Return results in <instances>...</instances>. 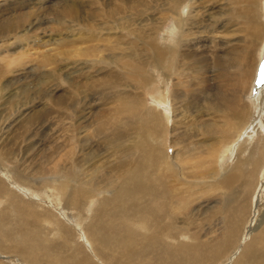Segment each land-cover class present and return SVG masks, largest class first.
Segmentation results:
<instances>
[{"label":"bare ground","instance_id":"bare-ground-1","mask_svg":"<svg viewBox=\"0 0 264 264\" xmlns=\"http://www.w3.org/2000/svg\"><path fill=\"white\" fill-rule=\"evenodd\" d=\"M40 25L56 33L33 43L51 47L38 60L51 71L28 80L15 98L0 79L1 111L13 112L0 117V163H12L0 177V264L225 258L247 228L261 172L251 141L256 135L264 144V87L252 96L251 85L264 47V0H0V41L30 39ZM148 65L161 83L155 94L147 92L157 81ZM85 67L92 70L83 74ZM54 79L63 80L52 86ZM34 82L50 92L30 100ZM58 106L67 120L64 140L51 148L59 153L54 162L49 155L39 163L38 175L26 163L32 148L11 146L9 135L22 136L27 123ZM253 204L252 221L259 222L231 264H264V201ZM215 214L221 227L207 236L198 226ZM62 241L74 249L64 254Z\"/></svg>","mask_w":264,"mask_h":264},{"label":"rangeland","instance_id":"rangeland-1","mask_svg":"<svg viewBox=\"0 0 264 264\" xmlns=\"http://www.w3.org/2000/svg\"><path fill=\"white\" fill-rule=\"evenodd\" d=\"M42 25H45V24H42ZM42 25L39 26V28L37 29L38 31L36 30V32L31 33V38L30 39H28V38L26 39V36H25V39H17V38L10 37L5 42L0 41V51H1V53H0V61H1L0 62V72L1 73H4V77L3 78L0 77V79L4 80L2 82H6V79L8 81L7 85H9V88H8V93L7 94H10V93H12L14 91L17 92V94H14V98L18 96V92L19 91H23V90L27 89L26 86L27 85L29 86V85L32 84L31 82L27 83L28 80H30V79L31 80H36L34 78L35 77L36 78L39 77V75L42 72L47 73V71H51L50 70L51 68L49 69V66L44 65L45 67L42 68L40 66V64H38V60L41 57V54H44L45 52H51V47H39L37 45L34 47V44H33L34 41H37V39L40 41L39 44H41V43H44L46 41H50V40H52V39L55 38L54 35L56 33L53 31V28L43 29V27H45L46 25L43 26V27H42ZM47 27H48V25H47ZM77 47H79V46L72 47V48H77ZM29 48H31L29 55L28 54L25 55L24 52H26L27 49H29ZM259 53H260V56L258 58V64L256 65V71H255V76H254V79L257 81V83H258V79L257 78H258L259 71H260L261 67L264 66V47H262V49L260 50ZM74 67H75V64L74 65L73 64L72 65H69L68 71L73 70ZM85 68H86V70H88V69L89 70L83 72V74H85V73H87V72H89V71L92 70V69L87 68V67H85ZM113 69H114V67L111 70H113ZM146 69H147V70H145L146 73L151 74L152 76H154L155 79H157L156 82L153 79V83L151 84L152 85L151 86V90H148L147 92L152 91V93H154V94L155 93H158L159 90H161V88H160V84L161 83H160V79H158V72L151 65H148ZM51 73H53V71ZM54 73H55V71H54ZM77 74L79 76L78 71H77ZM21 76H23V77H21ZM73 79H81V76L80 77H77L76 75H73ZM254 79L252 80V85H251L252 86V92H251V87L249 89V91L252 93V96H254L258 90H261L264 87V86L256 87L254 85ZM47 80L50 82V79H47ZM62 80L63 79H54V83H53L52 86H54L56 84H59V83H62ZM33 84H34L35 87L32 88V90H33V91H31L32 94H31L30 91H27V93H26V95L28 94L30 100H32L35 97H37L36 99H40L42 93L46 92L45 94H48L47 92L48 91L50 92V90H48L49 87L45 86L44 84L38 85L35 82ZM15 85H17V86H15ZM20 88H22V90H20ZM168 88H169V90L171 89L169 86H168ZM253 88H254L255 91L253 90ZM58 89L59 90H58L57 93L63 92V90L65 89L64 83L62 85H59L58 86ZM46 90H48V91H46ZM75 94L76 93L73 90L70 95L71 96L72 95L75 96ZM60 95L62 96V98L65 97V96H67L66 93H63V94H60ZM30 96L32 98H30ZM76 97L80 100L81 95L80 96H76ZM44 99L45 98L43 97V100ZM24 100L25 99H23V100L22 99H20V100L17 99L16 102L19 101V104H21V101H24ZM152 101H153L152 98L150 96H148V102H152ZM10 102H11V104L14 103L15 102V99H11ZM41 102H42V100H41ZM22 103L24 104V102H22ZM25 103H27V102H25ZM47 105H49V103H47ZM47 105L46 104L45 105H42L40 108H42V107L45 108V106H47ZM73 106L74 105L70 106V108L73 109ZM161 106H163V105H161ZM167 106L168 105H166V103H165L164 106H163V108L167 109ZM60 107H62V108H60ZM60 107L59 108L54 107L53 108L54 110L51 109L54 112L52 114H45V110H44L43 111V114H42V117L39 120H36L35 118H33V121H31V122H29V123H27L25 125V129H29V130L26 131L22 136H15L13 138L12 133H10V135H9V143H10L11 146H14L15 145L17 147L19 146V147H23V148L24 147L27 148V146H30L32 148L33 154L30 157V159L32 160V164L33 165L30 162H26V163L29 164L32 169H33V166H34L35 169H36V171L34 169L33 170L36 173H38V175H39V171H38L39 163L42 160H45V158L48 159L49 155L51 157L52 162H54L55 161V157H57L59 153H57L58 150H56V148L54 150H51V148L55 144L58 145V144L61 143V141L64 140V136H65L66 131L63 130L64 129V127H63L64 125L62 123L63 122H67V120L65 118L64 106H60ZM10 110H12V108L11 109L9 108V110H2L1 111V107H0V117L1 118H5L6 117V114ZM4 111H7V112L5 113ZM10 112L13 113L12 111H10ZM1 118H0V120H1ZM260 119H262L261 121L264 122V115L263 116H260ZM44 125L46 127H44ZM48 127L51 128V130L53 131L52 132V135H51V131L48 129ZM260 128H261V131H260L259 135L264 137V129H263V126L261 125ZM1 129H2V127H1ZM2 132H4V130H2ZM2 132H0V134ZM86 132H89L90 133L91 131L90 130H86ZM6 134L7 133H5L3 135V138L6 136ZM55 135H56V137H55ZM254 136H255V138H252V141H251L252 144L251 145L252 146L253 145L255 146V144H257V146L255 147V152H254L255 154H254V156L258 160V163H259L258 166L261 165V168H260V171L261 172L258 173L259 177L257 176L258 178H256V182H255V186L256 187H254L253 188V191L250 192L251 212H250L249 217L247 218V222H246V226H245L247 228H244L246 230L243 231V235H242L243 237H241V239L237 241V244H235V246L226 254L225 258L219 260L216 264H231L232 261L235 258V254L238 251L237 250L238 243L240 245L242 243V241H243V238H245V237L248 238L249 237V233L251 232L250 230H251L253 224L254 223L258 224V222H259L258 219H257V217H256L255 222L252 221V219L255 218V212L258 209L257 207H255V204H253V203L254 202L255 203L260 202V204H261L264 201V144L261 143L262 141H261V139H260L259 136H256V135H254ZM258 138H259V142L257 141ZM91 141L95 142L96 139L95 138H91ZM86 143H87L86 139H83L81 141V145L82 146L85 145ZM167 144L169 146V148H168L169 152L173 151L174 148L171 146V144L169 142H167ZM32 150H30V152H32ZM39 150H42V151L40 152ZM15 153H17V152H15ZM221 154L222 153H220V155ZM77 155L79 156L80 164L83 165V167H85L84 156L79 151H78V154ZM33 157H34V159H33ZM232 162H233V160L231 161V164H232ZM260 163H262V164H260ZM8 165L10 167V166H12V163L8 162V164H7V163H4L3 162L2 165L0 163V177L1 178H4L5 179V170L2 167L3 166L4 167L6 166L7 169H9ZM67 168H68V165H67ZM250 168L251 167H250L249 164H246L245 165V169L246 170H248ZM73 171H76V172H74V174H77V171H78L77 167H74L73 168ZM40 193L42 195H45L44 191H40ZM91 202L94 205V202L93 201H91ZM210 203L213 204L214 202H210ZM1 206H2V203L0 202V207ZM252 206H253V208H252ZM260 209H261V206H260ZM73 210L74 209L70 208V211L71 212H69V213H73ZM74 212H75V210H74ZM78 212H80V211H78ZM263 215H264V209L260 212V217H258V218L261 220V218H262ZM256 221H258V222H256ZM201 222L199 224L200 226H198V229L201 232L205 231V232H203L204 234L209 233L208 235L206 234L207 236L213 235V232H209L208 231V229L211 226L213 227V229H218V228L220 229L221 224H222L221 219L218 216V214L213 215L210 219L207 218L202 223ZM217 223H218V225H216ZM74 230H75V232L77 231L76 228H74ZM210 230H212V228H210ZM79 233L81 234V232H79ZM54 237H53V239H55V240H58L59 239L58 238V235L57 236H54ZM72 237H73V239L76 240V242H82L84 240V238H81V237L78 238L79 239L78 240L77 238L74 237V235H72ZM59 241H60V239H59ZM87 242H88L89 247H90V242L85 240V244L86 245H87ZM70 243L71 242H63L64 254H65V252H68V248L69 249L70 248H73L74 249V246L75 245L74 244H70ZM64 244L67 245V248L65 247ZM86 250H87V252L89 251L88 248ZM229 256H230V258L228 259ZM74 258H76L75 255H73V259ZM1 260L3 261L4 258L1 259ZM114 261H115V259L113 258V259L110 260L111 263L110 262L109 263L110 264H115V263L117 264V262L115 261V263H114ZM11 262L13 264L14 263V260H12Z\"/></svg>","mask_w":264,"mask_h":264},{"label":"snow or ice","instance_id":"snow-or-ice-1","mask_svg":"<svg viewBox=\"0 0 264 264\" xmlns=\"http://www.w3.org/2000/svg\"><path fill=\"white\" fill-rule=\"evenodd\" d=\"M254 85L256 87L264 86V66L261 67L259 74H258V83L254 79Z\"/></svg>","mask_w":264,"mask_h":264}]
</instances>
